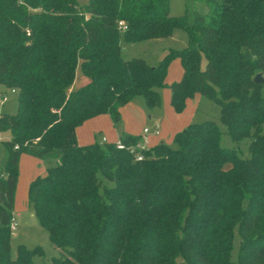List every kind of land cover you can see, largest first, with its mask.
I'll use <instances>...</instances> for the list:
<instances>
[{"label": "trees", "instance_id": "obj_1", "mask_svg": "<svg viewBox=\"0 0 264 264\" xmlns=\"http://www.w3.org/2000/svg\"><path fill=\"white\" fill-rule=\"evenodd\" d=\"M201 1L208 11L190 23L171 15L170 0H0V83L18 94L17 112L0 115L11 134L0 163V264L45 254L24 244L12 253L23 154L47 169L31 182L29 203L62 251L52 264H264V84L254 81L264 75V0ZM177 28L187 46L158 65L124 57L123 40ZM174 58L183 66L168 85L175 111L197 94L216 102L232 139H249L248 156L222 145L214 120L190 123L176 147L142 150L143 160L116 142L79 143V126L102 114L120 123L133 98L160 107ZM79 68L88 81L74 88Z\"/></svg>", "mask_w": 264, "mask_h": 264}, {"label": "rangeland", "instance_id": "obj_2", "mask_svg": "<svg viewBox=\"0 0 264 264\" xmlns=\"http://www.w3.org/2000/svg\"><path fill=\"white\" fill-rule=\"evenodd\" d=\"M86 0H80L85 2ZM171 15L174 17H187L191 23L194 20V12L199 11L206 13L208 6L205 1L201 0H170ZM188 44V34L181 28H177L171 37L150 39L144 42L130 43L122 41L124 48L123 55L126 59L133 57L144 58L151 65H158L172 49L179 50ZM183 76V66L180 58L171 60L168 66L165 86L160 88L162 105L160 107L149 108L143 96H138L129 100L121 109V123L115 124L112 116L105 115L94 121H90L84 125V135L96 141H101L103 137L114 138L118 134L117 128L121 131L131 129L135 135H138L145 127L154 129L159 127L162 138L167 144L176 147L173 142V135L176 131L184 130L188 124L192 122H203L205 120L217 121L224 132L222 145L224 147L240 146L245 156L249 155L248 144L249 139L236 142L227 133L226 126L220 121V106L206 97L199 94L193 98H189L186 107L182 112H176L171 103V89L169 84L181 80ZM88 81L81 69H78L75 88L80 87ZM5 94L8 101L1 103V95ZM18 94L13 89L8 88L0 83V115L15 114L18 109ZM264 133V128H263ZM11 138V134L7 131L0 130V163L4 166L7 159V150L5 141ZM4 143V144H3ZM33 160V164L29 162ZM38 162V163H36ZM45 166L42 159L24 154L19 165V183L16 191V206L14 209V218L16 221V229L12 236V253L15 256L17 246L24 244L29 248L41 246L45 254L36 256L37 264H52L54 257L62 255L61 249L57 248L50 240L48 231L40 224L34 214L33 207L29 203V188L32 174L34 171L41 172ZM5 172V170H4ZM40 175V174H39ZM38 175V176H39ZM43 175V174H41ZM240 243L239 234L235 239V250L237 254Z\"/></svg>", "mask_w": 264, "mask_h": 264}, {"label": "crops", "instance_id": "obj_3", "mask_svg": "<svg viewBox=\"0 0 264 264\" xmlns=\"http://www.w3.org/2000/svg\"><path fill=\"white\" fill-rule=\"evenodd\" d=\"M137 43V42H136ZM123 52H124V48H123ZM79 69H81V68H79ZM82 71V70H81ZM76 79H77V76H76ZM76 81V80H75ZM74 84H75V82H74ZM73 87L75 88V86L73 85ZM123 107V106H122ZM122 107H121V109H122ZM121 109H120V111H121ZM105 115H107V116H109L110 114H102V115H99V116H96V117H93V118H91V119H88L87 121H85L81 126H79L78 128H77V136H78V141H79V143L80 144H82V145H87V144H92V143H94V142H96V140L95 139H91V138H89L88 136H86V132H85V135H84V130H85V128H83L84 127V125L85 124H87V123H90V121H94V119H98V118H100V117H102V116H105ZM120 123H121V121H120ZM189 125V124H188ZM158 126H156L154 129H150V132L149 133H147V135L144 133V129L145 128H147V127H145L144 129H143V131H141L138 135H135L134 133H133V131L131 130V129H127L126 131H121V128L119 127V128H117V130H118V134H117V136L116 137H114V138H108V137H105L106 138V141L105 142H117L118 140H121V138L124 136V135H126V134H130V135H134V136H141L142 138H144V136H147V138H148V144H147V148H152V147H154L156 144H158V143H161V142H165V141H161V139L160 138H162V136H161V132L159 133V134H156V133H154V131H155V129L157 128ZM159 128V127H158ZM160 130V129H159ZM85 131H87V130H85ZM182 131V130H181ZM178 132H180V131H176L175 132V134L173 135V140H174V137H175V135L178 133ZM103 137V138H104ZM100 142H103V139L100 141ZM166 143V142H165ZM24 155V154H23ZM22 155V156H23ZM27 155H29V154H27ZM22 156H21V159H22ZM32 156V155H31ZM21 159H20V165H21ZM29 162L30 163H32L33 164V160H31V159H29ZM36 163H38V162H36ZM41 172L42 173H40L39 171H34L33 172V174H32V179H31V181H30V183L36 178V177H38V175L40 174H43V175H45L46 174V172H47V169H46V166H43V169H41ZM39 175V176H40ZM18 183H19V179H18ZM15 206H16V198H15ZM15 206H14V209H15Z\"/></svg>", "mask_w": 264, "mask_h": 264}, {"label": "built area", "instance_id": "obj_4", "mask_svg": "<svg viewBox=\"0 0 264 264\" xmlns=\"http://www.w3.org/2000/svg\"><path fill=\"white\" fill-rule=\"evenodd\" d=\"M120 25L126 29V25L123 21L120 22ZM13 92L16 93L17 91L13 89ZM8 101V98L5 94L1 95V103L4 104ZM150 132V129L149 128H145L144 129V133L147 135V133ZM154 133L156 134H159L160 133V130L159 128L157 127L154 131ZM106 141V138L104 137L103 138V142ZM117 144V147L120 148V149H127L129 150L130 152L132 153H135V156H136V160H143L145 159V155L142 153V150H146V149H149L147 148V144H148V138L147 136H144V138H142V140L140 142H138L137 144L135 145H129L127 146L124 142H122L121 140H118L116 142ZM16 229V221L14 219L13 223H12V230L14 231Z\"/></svg>", "mask_w": 264, "mask_h": 264}, {"label": "water", "instance_id": "obj_5", "mask_svg": "<svg viewBox=\"0 0 264 264\" xmlns=\"http://www.w3.org/2000/svg\"><path fill=\"white\" fill-rule=\"evenodd\" d=\"M254 81L256 83H261L264 84V75L262 72L258 73L255 77H254Z\"/></svg>", "mask_w": 264, "mask_h": 264}]
</instances>
